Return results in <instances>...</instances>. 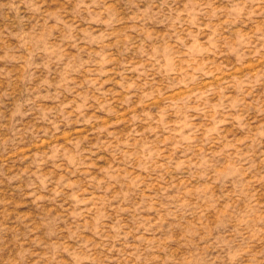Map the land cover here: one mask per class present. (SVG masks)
I'll return each instance as SVG.
<instances>
[{"label":"rangeland","instance_id":"rangeland-1","mask_svg":"<svg viewBox=\"0 0 264 264\" xmlns=\"http://www.w3.org/2000/svg\"><path fill=\"white\" fill-rule=\"evenodd\" d=\"M0 264H264V0H0Z\"/></svg>","mask_w":264,"mask_h":264}]
</instances>
